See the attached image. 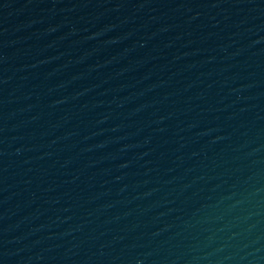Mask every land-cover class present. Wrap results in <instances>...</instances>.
Here are the masks:
<instances>
[{
	"label": "water",
	"instance_id": "water-1",
	"mask_svg": "<svg viewBox=\"0 0 264 264\" xmlns=\"http://www.w3.org/2000/svg\"><path fill=\"white\" fill-rule=\"evenodd\" d=\"M0 264H264V0H0Z\"/></svg>",
	"mask_w": 264,
	"mask_h": 264
}]
</instances>
